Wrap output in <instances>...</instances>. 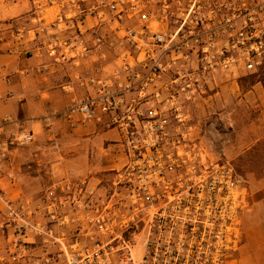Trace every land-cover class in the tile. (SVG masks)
I'll use <instances>...</instances> for the list:
<instances>
[{
  "label": "built area",
  "instance_id": "2783aa9c",
  "mask_svg": "<svg viewBox=\"0 0 264 264\" xmlns=\"http://www.w3.org/2000/svg\"><path fill=\"white\" fill-rule=\"evenodd\" d=\"M63 6L56 22L37 21L38 32L64 19L94 24L54 34L47 44L53 62L78 66L103 49L114 62L65 83L64 92H83L59 115L72 125L115 131L124 161L105 171L108 189L102 180H64L45 189L36 211L47 221L54 255L31 253L29 201L10 199L0 188V232L8 240L0 264H234L250 193L232 163L202 143L196 109L216 79L264 68V0H66ZM9 121L0 118L2 162L33 140L27 131L4 135Z\"/></svg>",
  "mask_w": 264,
  "mask_h": 264
},
{
  "label": "crops",
  "instance_id": "0c3cea01",
  "mask_svg": "<svg viewBox=\"0 0 264 264\" xmlns=\"http://www.w3.org/2000/svg\"><path fill=\"white\" fill-rule=\"evenodd\" d=\"M65 1L0 0V118H10L4 135L27 131L33 138L31 143L14 148L8 161H0V188L10 199L29 201L24 219L31 227L27 237L34 242V256L54 255L56 250L47 236L46 219L36 211L45 189L64 180L95 184L105 171L119 168L124 161L115 131L98 125H72L59 115L74 96L83 92L75 88L73 94L66 93L62 90L65 83L79 71L91 72L99 64L108 69L114 62L113 54L106 49L90 51L78 66L53 62L47 54L50 38L54 34L74 35L81 25L77 18L64 19L56 28L42 33L36 23L56 22L66 12ZM93 24L94 19L87 18L81 28L85 30ZM21 29L25 32L19 39ZM85 37L89 38V34ZM253 89L258 91V85ZM258 186V200L253 203L254 224L244 234L243 248L253 251L255 264H264V179L258 180ZM51 233L55 236L57 230L52 228ZM4 234L0 232V256L6 257L8 240Z\"/></svg>",
  "mask_w": 264,
  "mask_h": 264
},
{
  "label": "rangeland",
  "instance_id": "374dc122",
  "mask_svg": "<svg viewBox=\"0 0 264 264\" xmlns=\"http://www.w3.org/2000/svg\"><path fill=\"white\" fill-rule=\"evenodd\" d=\"M214 85L211 97L198 100L197 131L208 152L230 161L247 184L250 206L241 212L246 235L254 224L253 203L258 200V180L264 179V162L258 158L264 156V69L226 81L218 78ZM255 85L258 91L253 89ZM107 178V173L100 178L105 189H108ZM242 250L234 264H255L253 251H247L246 246Z\"/></svg>",
  "mask_w": 264,
  "mask_h": 264
},
{
  "label": "trees",
  "instance_id": "16d2710c",
  "mask_svg": "<svg viewBox=\"0 0 264 264\" xmlns=\"http://www.w3.org/2000/svg\"><path fill=\"white\" fill-rule=\"evenodd\" d=\"M264 69V68H263ZM262 69V70H263ZM257 157V156H256ZM258 158H259V162H264V156H258Z\"/></svg>",
  "mask_w": 264,
  "mask_h": 264
}]
</instances>
